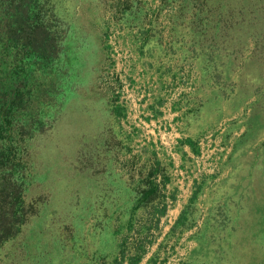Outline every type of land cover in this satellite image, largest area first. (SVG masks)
<instances>
[{"label":"rangeland","instance_id":"1","mask_svg":"<svg viewBox=\"0 0 264 264\" xmlns=\"http://www.w3.org/2000/svg\"><path fill=\"white\" fill-rule=\"evenodd\" d=\"M40 19L54 71L20 78L2 53L1 95L29 91L34 128L0 264H111L147 228L137 264H264V0H42Z\"/></svg>","mask_w":264,"mask_h":264},{"label":"trees","instance_id":"2","mask_svg":"<svg viewBox=\"0 0 264 264\" xmlns=\"http://www.w3.org/2000/svg\"><path fill=\"white\" fill-rule=\"evenodd\" d=\"M23 2V6L18 9H11L8 4L0 3V55H2L0 62H3L0 67L5 65L6 57L2 53L7 50H15L14 54L16 56L14 58H17L18 61L14 60V63H16V67L19 65V69L22 71L20 78L27 79L32 75L36 67L41 70L54 71L55 65L50 64L55 60L56 43L58 42L55 36L60 35L55 33L56 31L52 25L42 24L40 19L42 0H23ZM26 57H29V60L33 62L23 63V59ZM38 62L43 65H35ZM0 90H3V87L0 86ZM5 95H1L0 91V196L3 195L2 199L0 197L1 240L6 238L10 230H17L22 224L20 223L23 217L20 210V205H22L20 192L24 177L21 171L23 167L19 160L18 151L21 149L20 141L24 142L25 134L34 128L32 122L26 120L23 113V108L30 99L29 91L17 94L10 103L6 101ZM49 115H53L52 112ZM13 124L16 125V128H13ZM17 135L19 136L18 140L16 139ZM163 178L166 182L167 175L163 174ZM156 192V187L151 183H147L146 188L141 190L139 195L135 197V206L142 208L148 203V205H152L158 200L154 198ZM12 198L13 201H11ZM154 210L157 218L154 219L153 224L154 227H157L159 217L166 213V206L161 204L160 207H155ZM188 216L190 214L187 208H184L173 229L184 226ZM7 226L9 227L8 229H6ZM131 228V225L126 227L128 230H131ZM141 232L142 235L135 239L134 243L130 244V249H133V251L128 247L126 249L122 245L119 253L104 255V261L116 264L119 260H125L128 257L130 264H137L145 253L144 245L150 238L149 228L143 229ZM191 261L184 264H191Z\"/></svg>","mask_w":264,"mask_h":264}]
</instances>
